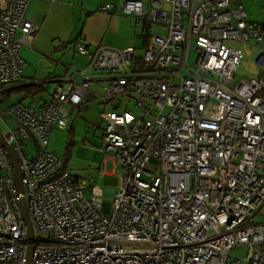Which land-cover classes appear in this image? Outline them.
<instances>
[{
	"label": "built area",
	"instance_id": "built-area-1",
	"mask_svg": "<svg viewBox=\"0 0 264 264\" xmlns=\"http://www.w3.org/2000/svg\"><path fill=\"white\" fill-rule=\"evenodd\" d=\"M29 2L0 0V93L22 79L20 50L38 31ZM101 9L162 32L146 35L141 56L110 36L92 50L78 43L87 64L58 79L50 99L0 105V118L14 121L2 134L19 163L33 236L27 260L14 167L0 142V264H264V225L254 220L264 203L263 33L231 0ZM239 44L258 48L256 76L237 79ZM95 81L104 100L118 102L101 114V153L119 179L107 210L95 179L63 169L48 149L52 130L67 127L68 105H82ZM31 139L36 153L27 157ZM107 174L103 165L97 177Z\"/></svg>",
	"mask_w": 264,
	"mask_h": 264
},
{
	"label": "crops",
	"instance_id": "crops-1",
	"mask_svg": "<svg viewBox=\"0 0 264 264\" xmlns=\"http://www.w3.org/2000/svg\"><path fill=\"white\" fill-rule=\"evenodd\" d=\"M119 1L120 0H30L26 10V17L38 26V31L31 40L29 46L25 45L20 50V56L25 63L22 79L14 85L2 88L0 93V105L7 106L16 102L23 103V99L27 97L26 95L17 92L19 94H16L17 96L14 98L12 97L14 94L13 90L22 85L51 83L52 85L44 86L43 88V91L47 92L45 98L40 99V101H35L34 98H32L31 102L40 105L42 102L50 99L60 85L58 79H64L75 70L82 69L86 66L87 58L76 50V45L78 43H82L88 49L92 50L104 39V37L110 36L115 39V44L119 48L128 46V44L118 36L121 23L120 15L113 12H105L101 9L102 5L105 3L117 5ZM231 1L232 3H240L243 6L246 18L254 23L264 35V0ZM83 11L85 12L84 21L80 25V29H78L76 15L77 13L81 14ZM146 37L147 36L144 38L143 48L146 44ZM68 41H70L69 43L73 41L79 42L75 45L72 44L74 47L69 57H63L65 68L56 72L54 65L56 64L58 66L59 61L54 58L55 53L68 47ZM239 47L244 51V55L253 48H257L256 46L246 44H242ZM257 74L258 70L255 66L254 71L248 73L246 77H253ZM38 75L42 79L45 77L44 80L39 78L38 81ZM100 83L103 82H93L87 94L86 101L82 105L71 106L70 110L74 108L79 111L82 110L91 96H97L96 92L92 90V87L94 84ZM9 91L13 92H11L9 96L5 95ZM108 102L112 108L116 100ZM6 125L13 126L14 121H6ZM260 209H264V203L260 206Z\"/></svg>",
	"mask_w": 264,
	"mask_h": 264
},
{
	"label": "rangeland",
	"instance_id": "rangeland-1",
	"mask_svg": "<svg viewBox=\"0 0 264 264\" xmlns=\"http://www.w3.org/2000/svg\"><path fill=\"white\" fill-rule=\"evenodd\" d=\"M117 14L120 15L121 18L118 36L134 49L135 56H139L143 53L144 38L148 33L155 34L162 32L157 25L150 29H146L143 27L142 23H137L134 17L120 13ZM76 16V24L78 29H80V25L84 21L85 12L83 11L81 14L77 13ZM69 42L70 41H68V43ZM67 45L69 46L64 50L62 49L55 53L54 58L59 61L58 66L56 64L54 65L56 72L65 68L63 57H69V55L72 54L74 46L71 43ZM236 46L241 45L239 44ZM258 52V48H253L249 52H246L238 67L237 79L240 77H246L248 73L254 71V60L257 57ZM194 59L195 54L193 49H191L188 59L189 64L192 65ZM39 75L38 81L40 78ZM44 78L40 79L44 80ZM49 85L52 84L45 83L42 84V87L44 88V86ZM103 86L104 83L93 85L92 90L96 92L97 96H91L82 110L79 111L76 108L70 110L67 116L68 124L65 129H58L55 127L52 130L49 135L48 149L55 152L63 161H65L66 169L71 174L77 176L81 180L95 179L93 183L101 189L102 197L104 199L102 208L103 210H107V199L112 191L117 189L119 179L110 155H102L101 153V138L104 128L101 114L112 110L110 103L103 99ZM19 92L20 94L27 96L23 99V103L31 102L32 98H34L35 101H40V99L45 98L47 93L42 90L31 95V92L26 89ZM16 94L19 93L14 91L12 97H16ZM123 102L124 104H128L129 109L133 111L132 102L128 103L126 98H123ZM68 108L70 109L71 106L68 105ZM122 109L123 105L119 107V110ZM6 121L9 122L11 119L5 116L0 118V130L2 132L6 131ZM22 149L27 157L33 156L36 153V146L32 139L24 141ZM105 158L107 161L104 160ZM103 165L105 166L108 175L97 177L98 170ZM84 192L85 195L90 194L89 189H85ZM263 211L264 209L261 210L259 207L254 216V220L264 225ZM244 251L245 249L243 247L233 249L231 255L242 256Z\"/></svg>",
	"mask_w": 264,
	"mask_h": 264
},
{
	"label": "water",
	"instance_id": "water-1",
	"mask_svg": "<svg viewBox=\"0 0 264 264\" xmlns=\"http://www.w3.org/2000/svg\"><path fill=\"white\" fill-rule=\"evenodd\" d=\"M117 103H118L117 101L113 103V105H112L113 109L116 108ZM0 142L2 143V145L4 146L6 151L8 152V155H9L10 160L12 162V165L14 167L15 179H16L17 189H18V193H19V207H20V211L22 214V218H23L24 223H25V227L27 230V236H28V243H29V246L27 249V260H28L30 257L31 250H32L31 244L33 242V236H32L31 224H30L29 217L27 214V209H26V203H25V198H24V187H23L21 172H20V168H19V163H18V160H17L13 150L6 143L4 136H3L1 131H0Z\"/></svg>",
	"mask_w": 264,
	"mask_h": 264
},
{
	"label": "trees",
	"instance_id": "trees-1",
	"mask_svg": "<svg viewBox=\"0 0 264 264\" xmlns=\"http://www.w3.org/2000/svg\"><path fill=\"white\" fill-rule=\"evenodd\" d=\"M79 41H73L71 44H77ZM23 89H26L27 91H30L31 92V95L35 94L36 92H40L43 90V87H42V84H38V85H22V86H19L17 88H15L13 91H16V92H19ZM13 91H9L7 92L5 95L9 96L11 92ZM29 93V92H28ZM63 169H66V163L65 161H63ZM264 245L262 246L261 248V251L262 253L264 254Z\"/></svg>",
	"mask_w": 264,
	"mask_h": 264
}]
</instances>
